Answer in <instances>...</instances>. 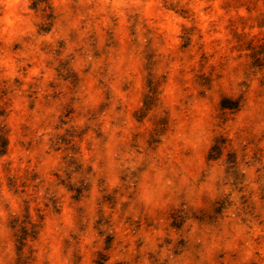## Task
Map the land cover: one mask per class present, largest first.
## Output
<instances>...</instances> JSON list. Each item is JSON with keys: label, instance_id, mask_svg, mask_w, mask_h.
Returning a JSON list of instances; mask_svg holds the SVG:
<instances>
[{"label": "clouds", "instance_id": "obj_1", "mask_svg": "<svg viewBox=\"0 0 264 264\" xmlns=\"http://www.w3.org/2000/svg\"><path fill=\"white\" fill-rule=\"evenodd\" d=\"M0 264H264V0H0Z\"/></svg>", "mask_w": 264, "mask_h": 264}]
</instances>
